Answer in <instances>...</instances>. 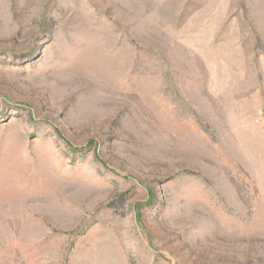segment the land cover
Returning a JSON list of instances; mask_svg holds the SVG:
<instances>
[{"label": "rangeland", "instance_id": "obj_1", "mask_svg": "<svg viewBox=\"0 0 264 264\" xmlns=\"http://www.w3.org/2000/svg\"><path fill=\"white\" fill-rule=\"evenodd\" d=\"M0 264H264V0H0Z\"/></svg>", "mask_w": 264, "mask_h": 264}]
</instances>
